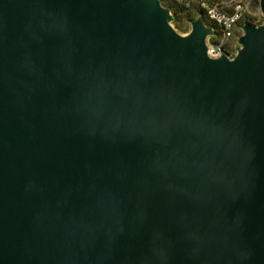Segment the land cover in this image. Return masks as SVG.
Wrapping results in <instances>:
<instances>
[{
	"label": "water",
	"instance_id": "obj_1",
	"mask_svg": "<svg viewBox=\"0 0 264 264\" xmlns=\"http://www.w3.org/2000/svg\"><path fill=\"white\" fill-rule=\"evenodd\" d=\"M191 25L0 0V264H264V21Z\"/></svg>",
	"mask_w": 264,
	"mask_h": 264
},
{
	"label": "built area",
	"instance_id": "obj_2",
	"mask_svg": "<svg viewBox=\"0 0 264 264\" xmlns=\"http://www.w3.org/2000/svg\"><path fill=\"white\" fill-rule=\"evenodd\" d=\"M252 1L225 0L217 4L202 3L205 21L213 28V34L207 39L208 54L211 57H219L223 53H228L230 56L237 54L238 48L233 46L231 41L235 37L236 31L244 32L243 20L246 16H263L260 0H258L255 10L251 9Z\"/></svg>",
	"mask_w": 264,
	"mask_h": 264
},
{
	"label": "rangeland",
	"instance_id": "obj_3",
	"mask_svg": "<svg viewBox=\"0 0 264 264\" xmlns=\"http://www.w3.org/2000/svg\"><path fill=\"white\" fill-rule=\"evenodd\" d=\"M181 2H183V0H179ZM193 3L191 5H189L188 9H185V13H191L193 16L192 20L197 19L199 16H202L201 14L198 13V9L201 3V0H191ZM225 1V0H224ZM204 2H209V1H204ZM258 0H253L252 1V5L251 9H256L257 8V4ZM205 17V16H203ZM206 20V18H204ZM191 21H187L186 17L184 15L180 16V22L183 25V28H177L181 33L187 34L191 31L192 25H191ZM251 22L254 24H261L264 21V15L261 17H251V16H246V18L243 20V23L246 24L247 22ZM207 22V21H206ZM208 23V22H207ZM175 25V24H174ZM244 33V32H243ZM242 31H236L235 33V37L232 39L231 44L233 46H236L238 48V50L241 47V44L239 43V38L240 36L243 34ZM231 46V45H230ZM237 50V51H238Z\"/></svg>",
	"mask_w": 264,
	"mask_h": 264
},
{
	"label": "trees",
	"instance_id": "obj_4",
	"mask_svg": "<svg viewBox=\"0 0 264 264\" xmlns=\"http://www.w3.org/2000/svg\"><path fill=\"white\" fill-rule=\"evenodd\" d=\"M204 1H209V3H211V4H217V3L223 2L224 0H201L200 6L198 9V13L201 14L202 16H204V10L202 8V3ZM162 2H163V4L168 6L171 9V11L173 12L174 24H175L176 28H180V29L183 28V25L180 22V16L181 15H184L186 17L187 21H191L193 19V16L191 13H189V12L185 13V9H188L189 5H191L193 3L191 0H183V2H181L179 0H162Z\"/></svg>",
	"mask_w": 264,
	"mask_h": 264
}]
</instances>
